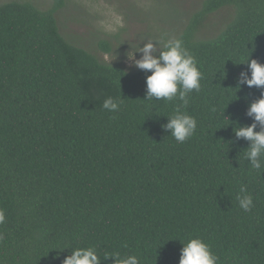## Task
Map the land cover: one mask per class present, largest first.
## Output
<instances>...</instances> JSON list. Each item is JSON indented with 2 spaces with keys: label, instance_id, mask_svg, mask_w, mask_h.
Instances as JSON below:
<instances>
[{
  "label": "trees",
  "instance_id": "obj_1",
  "mask_svg": "<svg viewBox=\"0 0 264 264\" xmlns=\"http://www.w3.org/2000/svg\"><path fill=\"white\" fill-rule=\"evenodd\" d=\"M65 6L0 4V264H63L88 247L102 264H115L106 253L180 264L191 238L218 264H264V170L251 168L250 142L234 134L254 122L247 110L264 93L237 89L242 72L251 76L240 63L264 64V0H204L177 38L204 76L183 109L198 124L184 143L164 129L181 102L146 101L151 72L67 41L56 17ZM226 8L223 30L198 39ZM109 97L124 98L119 112L103 108ZM242 186L250 212L236 199Z\"/></svg>",
  "mask_w": 264,
  "mask_h": 264
},
{
  "label": "clouds",
  "instance_id": "obj_2",
  "mask_svg": "<svg viewBox=\"0 0 264 264\" xmlns=\"http://www.w3.org/2000/svg\"><path fill=\"white\" fill-rule=\"evenodd\" d=\"M137 53L142 54L140 59L136 58ZM127 58L135 68L146 73L151 72L146 79V101L178 99L181 102L176 106L175 115L167 117L165 131L170 132L178 143H184L194 136L198 127L197 120L183 109L189 103L190 94L201 90L204 76L196 58L183 42L180 39L162 37L160 40L144 43L136 51H129ZM104 59L108 61L109 55L105 54ZM240 64L248 66L251 76L249 77L248 72H242L237 89L240 90L243 85L264 89V64L255 59H248ZM123 99L109 97L103 102V108L109 112H119ZM246 115L254 122L249 126L238 125L234 128V134L237 139L250 142V146L244 151L245 159L250 161L252 169L259 172L264 170V93L260 99L250 104ZM257 128L260 130L257 131ZM236 199L245 212H250L254 207V200L248 193L247 186L240 188V195ZM5 221V212L0 209V225ZM183 245L180 264H218L219 257L202 238H191ZM104 259H113L115 264H140L136 255L121 257L119 253H106ZM63 264H102V261L96 249L88 247L72 250L63 260Z\"/></svg>",
  "mask_w": 264,
  "mask_h": 264
},
{
  "label": "rangeland",
  "instance_id": "obj_3",
  "mask_svg": "<svg viewBox=\"0 0 264 264\" xmlns=\"http://www.w3.org/2000/svg\"><path fill=\"white\" fill-rule=\"evenodd\" d=\"M204 0H66L57 13L60 31L71 44L96 55L109 65L121 66L129 72L138 70L127 53L144 43L164 38L177 39ZM30 2L40 10H48L53 0H0V4ZM228 8L208 18L198 39L215 37L232 18ZM111 45L106 53L100 43ZM159 47V45H158ZM105 54L109 60L104 59ZM158 55V53H157ZM141 53L136 58L140 59Z\"/></svg>",
  "mask_w": 264,
  "mask_h": 264
}]
</instances>
